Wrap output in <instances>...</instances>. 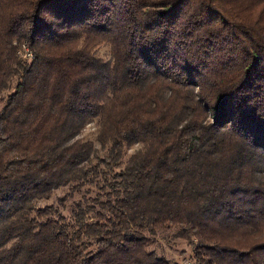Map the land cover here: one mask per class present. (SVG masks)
Segmentation results:
<instances>
[{
    "label": "trees",
    "instance_id": "obj_1",
    "mask_svg": "<svg viewBox=\"0 0 264 264\" xmlns=\"http://www.w3.org/2000/svg\"><path fill=\"white\" fill-rule=\"evenodd\" d=\"M0 100V264H264V0H0Z\"/></svg>",
    "mask_w": 264,
    "mask_h": 264
},
{
    "label": "rangeland",
    "instance_id": "obj_2",
    "mask_svg": "<svg viewBox=\"0 0 264 264\" xmlns=\"http://www.w3.org/2000/svg\"><path fill=\"white\" fill-rule=\"evenodd\" d=\"M25 43V42H22ZM20 45V44H19ZM96 54L106 59L108 57V47L107 45H99L94 48ZM22 58H24V55H20ZM13 83V82H12ZM11 83V84H12ZM10 84V85H11ZM10 87V86H9ZM9 92V89L4 90L1 94L2 99L5 97V95ZM2 105V100H0V106ZM95 121L94 119L88 120L83 128L81 129L79 133V137L83 139H90L92 140L95 135ZM138 145L134 144L129 148L124 149V155L127 156L130 154L133 149H135ZM85 187H88L90 189L89 195H93L95 188L93 186H87L83 185V190ZM69 189L65 186L57 187L54 190L51 191L50 196L47 199H38L35 201V204L43 206V205H51V207H57L58 212L62 216L68 217V210L71 206V202L78 198L79 193L72 192V195L68 198H63L60 200V197H63L65 192H68ZM171 231L170 230H164L159 231L157 234H155L154 243L149 249H152L157 255H162L166 258L174 259L182 264H192V258H191V249L189 245L186 244L184 240L178 239V238H172L170 236Z\"/></svg>",
    "mask_w": 264,
    "mask_h": 264
},
{
    "label": "built area",
    "instance_id": "obj_3",
    "mask_svg": "<svg viewBox=\"0 0 264 264\" xmlns=\"http://www.w3.org/2000/svg\"><path fill=\"white\" fill-rule=\"evenodd\" d=\"M18 53L20 55H24V58H30L31 56L30 50L27 48L25 43H20L19 48H18Z\"/></svg>",
    "mask_w": 264,
    "mask_h": 264
}]
</instances>
